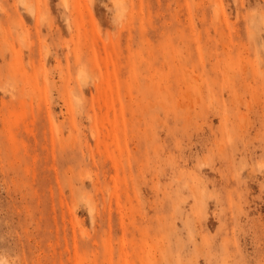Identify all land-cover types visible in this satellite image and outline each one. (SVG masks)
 Returning a JSON list of instances; mask_svg holds the SVG:
<instances>
[{"label": "rangeland", "instance_id": "obj_1", "mask_svg": "<svg viewBox=\"0 0 264 264\" xmlns=\"http://www.w3.org/2000/svg\"><path fill=\"white\" fill-rule=\"evenodd\" d=\"M0 261L264 264V0H0Z\"/></svg>", "mask_w": 264, "mask_h": 264}, {"label": "bare ground", "instance_id": "obj_2", "mask_svg": "<svg viewBox=\"0 0 264 264\" xmlns=\"http://www.w3.org/2000/svg\"><path fill=\"white\" fill-rule=\"evenodd\" d=\"M0 264H5L4 262L0 261Z\"/></svg>", "mask_w": 264, "mask_h": 264}]
</instances>
